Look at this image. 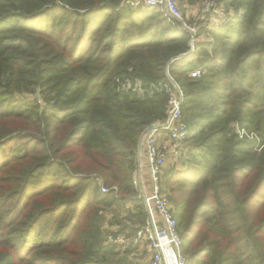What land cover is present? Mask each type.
<instances>
[{"label": "trees", "instance_id": "trees-1", "mask_svg": "<svg viewBox=\"0 0 264 264\" xmlns=\"http://www.w3.org/2000/svg\"><path fill=\"white\" fill-rule=\"evenodd\" d=\"M216 1L233 21L180 58L188 35L154 8L0 0V264L100 263L99 214L135 198L138 143L168 98L115 79L170 85L169 62L189 131L187 165L167 182L186 262L264 264V0ZM35 89L48 103L16 99Z\"/></svg>", "mask_w": 264, "mask_h": 264}, {"label": "built area", "instance_id": "built-area-1", "mask_svg": "<svg viewBox=\"0 0 264 264\" xmlns=\"http://www.w3.org/2000/svg\"><path fill=\"white\" fill-rule=\"evenodd\" d=\"M126 2L134 7L156 9L164 16L169 25H178L188 35V53L183 54L180 58H186L193 53L195 44L201 36H208L212 39L209 32L217 30L233 15V12L226 10L221 3L210 0L203 3L202 20L204 23L201 21L191 23L184 16L181 0H126ZM203 29L206 32L203 33ZM204 73L203 68L196 66L189 72V77L198 79ZM115 84L118 91L123 93L133 91L138 96H144L146 92L153 93V89L145 90L139 79L117 78ZM172 85L173 88L168 93L165 118L154 123L157 125L156 129L148 131L146 128L143 131L138 150L142 151L146 157L148 188L150 190L147 191L139 177L138 163L132 180L146 212L144 225L137 232V238L143 240L147 245V264H187L182 252L183 239L178 231L174 208L161 183L168 157L183 154L182 145L185 144L189 132L182 118L183 92L177 83L173 82ZM232 125L238 138L248 140L257 138L254 133L248 132L238 122ZM102 189L103 192H106L104 188ZM116 240H113L112 237L109 238L110 242H116Z\"/></svg>", "mask_w": 264, "mask_h": 264}, {"label": "rangeland", "instance_id": "rangeland-1", "mask_svg": "<svg viewBox=\"0 0 264 264\" xmlns=\"http://www.w3.org/2000/svg\"><path fill=\"white\" fill-rule=\"evenodd\" d=\"M124 1L126 2V0ZM181 1H182L181 3H182L184 16L185 18H187L189 22L192 23L197 21L198 22L204 21L202 20L204 15V11H202L203 3L205 1H210V0H200L194 3H187L184 0ZM221 4L226 10L228 9V11L231 10L233 12V15L230 17L231 19L230 22L233 21L232 18L234 17L235 14L234 11L231 9L232 6H230L228 2H221ZM206 38L209 39L208 42L213 41L208 36H206ZM210 49L212 50L214 55H218V52L220 50L218 46L210 47ZM169 64L170 62L167 64L165 74L170 82V85H166V86L159 85L157 87L152 86L154 91H158V92L165 91L166 93H170L173 88L172 83L173 82L177 83L176 80L170 75L168 71ZM16 99L29 100L34 103L35 102H37L38 104L40 103L41 105H43V102L48 103L46 102V100L43 99L42 96H40L38 89L32 91L21 90V93H16ZM165 108H166V102H165ZM157 121H154L152 124L156 123ZM231 128L232 130H234L233 125H231ZM141 137L139 142H141ZM259 141L260 140H257V144H259ZM262 147L263 145L261 147H258L257 150H256L257 147H255V150L257 152H260V149ZM182 148H183L182 155H178V156L171 155L168 157L166 162V167L164 169L161 183L164 191L167 194H168L167 182L173 175L174 171H177L175 170V167H180V166L185 167V165H187L186 161L188 159V154H187L186 145L183 144ZM139 155L140 154L138 151V156ZM139 177L141 178L140 174ZM136 179H138L137 176ZM99 184L101 186V190H103L102 188L106 190V188L102 185L101 181H99ZM144 185L146 186L147 191H149L150 190L148 188L149 184L148 185L144 184ZM133 189L135 190L134 186ZM135 192H136V196L133 200L127 203L111 204L106 208H104L102 212L99 214L100 215L98 222L99 231H100L99 242L100 245L106 250L105 251L103 249L101 252L102 254L100 253L99 255H97L96 258H94L100 262L99 264H147L148 263L147 245L143 240L137 238V232L144 225L146 212L142 200L139 198L138 192L136 190ZM132 230L134 231L132 232ZM110 236L112 237L113 240L117 239L116 242H110L109 241V238H111Z\"/></svg>", "mask_w": 264, "mask_h": 264}, {"label": "crops", "instance_id": "crops-1", "mask_svg": "<svg viewBox=\"0 0 264 264\" xmlns=\"http://www.w3.org/2000/svg\"><path fill=\"white\" fill-rule=\"evenodd\" d=\"M209 39L206 38V36H201L198 39L197 43H208ZM210 49V46L208 47ZM139 156L137 159V163L139 165L138 171L139 174L141 175V181L143 182V184H147L148 185V172H147V162H146V157L144 155V153L141 151L139 152ZM141 158V159H140ZM183 167H175V170L180 171L183 170Z\"/></svg>", "mask_w": 264, "mask_h": 264}, {"label": "water", "instance_id": "water-1", "mask_svg": "<svg viewBox=\"0 0 264 264\" xmlns=\"http://www.w3.org/2000/svg\"><path fill=\"white\" fill-rule=\"evenodd\" d=\"M173 61V60H172ZM171 61V62H172ZM168 69V68H167ZM157 128V125H154V124H152V125H149L148 127H147V130L148 131H150V130H153V129H156ZM140 145H141V142H139V144H138V150L140 149Z\"/></svg>", "mask_w": 264, "mask_h": 264}]
</instances>
